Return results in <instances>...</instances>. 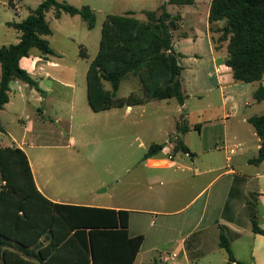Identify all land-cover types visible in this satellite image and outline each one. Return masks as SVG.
I'll list each match as a JSON object with an SVG mask.
<instances>
[{"label":"crops","instance_id":"crops-1","mask_svg":"<svg viewBox=\"0 0 264 264\" xmlns=\"http://www.w3.org/2000/svg\"><path fill=\"white\" fill-rule=\"evenodd\" d=\"M58 1L66 2L67 0ZM28 2V0L2 2L5 8L0 9V31L7 28L8 33L11 30H14V33L6 35L7 38H11V42H2L0 47L20 42V31L10 24L22 22L32 10L42 3L41 0H31L32 4L29 3L30 6L27 7L24 15V8L27 6L24 3ZM162 2L163 5L168 0H162ZM211 2L212 0H197L194 5L180 7L167 5V10L169 7L180 8L178 14L182 17L180 28L173 32V47L178 55L179 65L183 68L182 87L187 97L183 105L177 101V114L172 116H174L173 119L177 127L181 117L184 116L187 120L191 113L188 106L190 99L210 96L217 89L222 95L220 106L223 112L222 139L213 149L206 148L203 142L198 146H191L188 142V135L191 133L190 127L186 133L179 135L190 151L182 153L186 158H190L192 165L200 164V169L197 167L192 169L187 165L181 166L176 161V157L181 151L174 150L175 147L170 141L171 136L161 143L166 145L162 151L149 159H144V163L150 168L148 180L156 185L153 196L156 204L161 208L159 211L105 204V200L99 197V194L104 190L95 192L89 188L64 187L55 179L57 178L55 175L61 174L63 169L47 167L46 160L42 162L38 156L31 160L26 152V146L30 149L40 147L38 142L42 136L46 135H51L56 141L58 140L56 145H62L66 141L74 145L76 139L73 128L76 118L79 121L86 118L99 120L100 116H103L106 121L110 122L114 116V110H119V108H115L97 113L92 110L89 104L87 73L95 58L85 70L86 87L81 88L77 80V64H66L65 55L54 48L52 49L56 55L48 56L33 49L30 56L22 58L19 64L38 83L41 91H37L21 80H14L10 83V101L3 110H0V142L7 143L6 138H8L11 140V147L21 148L26 153L36 187L48 201L61 205L130 212L129 235L144 237L134 264H226L228 254L220 246L222 229L230 240L233 255L237 260L246 264H264V236L254 233L252 229L253 220H255L258 226L264 230V161L258 165L250 163L251 160L258 157L261 140L253 125L248 121L252 116L264 115V100L257 102L253 98V92L260 86L264 87V78L260 82L240 83L234 80L231 69H225L227 43L223 42L220 47L217 41L218 33L210 30L211 25L208 22V17ZM201 8L204 10L202 11ZM11 12H14V15H11ZM202 13H204V28L200 30L195 27L196 21L193 18L195 19L197 14L201 15ZM48 14L49 12L46 14V20ZM131 15L135 17L133 14ZM67 16L70 15L63 13L58 20L67 18ZM76 17L78 16H70L71 20H75ZM187 17L191 18L190 32L186 31V28L189 27V25L186 27ZM223 25L224 22H219L212 27L216 29ZM48 37H46L47 40ZM218 69H222V71L218 72ZM131 78H135L139 89L129 88L132 90L130 94H142L139 77L129 75L122 83H128L126 81ZM104 85L107 90H111L110 83L104 82ZM150 102L123 109L127 115H130L136 107L145 110V106ZM32 103H35L36 106ZM254 106L263 107L253 110ZM29 107L35 108L36 111H32L30 114L27 109ZM214 109L213 103L208 102L205 108L200 109L199 112H213ZM5 114L10 115L11 118L3 117ZM42 116L51 117V121L54 123H42L40 119ZM170 116L168 115L167 119H170ZM15 120L18 125L15 124ZM209 121L210 125L214 124V121ZM195 127L197 128L198 125ZM171 134L177 135V129H174ZM235 146H239V148L231 153L230 150ZM221 150L225 153V165L218 166L215 162L216 154ZM185 171L193 172L194 177L197 178H180L181 175L186 174ZM217 181H221L220 187L210 197L198 204V201L205 195L203 193ZM102 185L96 186L95 189L101 188ZM199 185L202 187L197 192L196 187ZM142 214L157 215L156 223L151 222L152 227L158 225L154 232L149 234L143 230V225L140 226ZM42 241L44 245L49 242L46 238H43ZM239 245V252H237L235 246ZM63 260V255L56 257L57 264H62ZM32 261L40 264L37 260ZM0 264H3L2 258Z\"/></svg>","mask_w":264,"mask_h":264},{"label":"trees","instance_id":"trees-1","mask_svg":"<svg viewBox=\"0 0 264 264\" xmlns=\"http://www.w3.org/2000/svg\"><path fill=\"white\" fill-rule=\"evenodd\" d=\"M20 23L10 24L21 33L20 42L0 47V110L10 101V83L21 80L37 91L38 83L21 68L19 62L33 49L56 55L47 36L52 29L46 14L54 10L55 18L63 13L80 16L89 30L97 16L90 6L76 7L58 0H41ZM197 0H168L158 11L146 12V21L129 15H108L102 25L100 48L87 73V94L94 112L144 105L152 100L187 99L182 87L183 68L173 47V32L180 28L182 17L172 15L167 5H194ZM160 12V14H159ZM208 22L219 33L218 42L227 43L226 65L236 82L250 84L264 78V0H212ZM224 22L221 28L212 27ZM80 54L86 57L81 46ZM139 77L142 94L118 97L121 83L129 76ZM104 82L111 85L105 88ZM257 102L264 100V87L253 92ZM182 120V122H180ZM177 123L175 151L189 153L179 137L189 130L182 116ZM261 140L258 157L250 163L264 161V115L252 116ZM1 129V127H0ZM165 144H153L144 159L157 155ZM0 257L3 264H134L143 244L142 235H129L127 210L54 204L38 191L29 159L18 147H0ZM253 232L264 230L253 220ZM48 244L44 245L42 239ZM220 246L228 254L226 264H246L237 260L224 233Z\"/></svg>","mask_w":264,"mask_h":264},{"label":"rangeland","instance_id":"rangeland-1","mask_svg":"<svg viewBox=\"0 0 264 264\" xmlns=\"http://www.w3.org/2000/svg\"><path fill=\"white\" fill-rule=\"evenodd\" d=\"M3 1L6 0H0V9L5 8L2 5ZM28 1V3H24L27 5L24 6V15L27 7L30 6L29 3L32 4L31 0ZM66 2L76 7L90 6L97 16L96 27L93 30L87 28L86 22L80 16L76 17L75 20H71L70 16L58 20L54 17L53 9L49 11L47 16V21L53 29V34L48 37L50 46L65 55L66 64H77V80L81 88L86 87L85 70L98 53L102 25L106 17L108 15L133 14L137 19L144 21L146 19L145 12L157 11L163 3L162 0H67ZM179 9L178 7H169L168 11L176 15ZM11 15H14V12H11ZM203 17L204 13L197 14V17L193 18L196 21L194 23L196 24L195 27L200 30L204 28ZM186 20V27L189 25L186 31L190 32L191 18L187 17ZM6 29L0 31V43L11 42V38H7L6 35L14 33V30L8 33ZM219 35L218 33V38ZM218 44L221 47L223 42ZM81 46L86 50V57L80 56ZM126 82L128 83H122L117 93L120 98L127 97L130 94L132 90H129V88L139 89L135 78H131ZM208 102L213 103L215 107L213 112H199L200 109L205 108ZM221 103L222 95L217 89L210 96L195 97L188 101L191 111L187 119V123L191 128L188 142L191 146H198L201 142L204 143L206 148L215 149V146H218L219 141L222 139L223 130ZM32 105L36 106L35 103H32ZM261 107L263 106H254L253 110H259ZM27 109L30 114L32 111H36L33 107ZM177 109L178 102L176 99L152 100L145 106V110L136 107L130 115H127L123 108L114 110V116L110 119V122L106 121L103 116H100L99 120L86 118L79 121L76 118L73 128L76 139L74 145H71L69 141L62 145H56L59 141H56L51 135H46L42 136L38 142L41 145L40 147L30 149L26 146V152L31 160L38 156L42 162L46 160L47 167L63 169L61 174L55 175L57 177L55 179L64 187L89 188L95 190V192L104 190L99 194V197L105 200V204L159 211L161 208L156 204L153 196L156 185L148 180L150 168L144 163V157L151 145L164 143L170 138L169 136H171L170 141L175 147L178 134L172 135L171 133L174 129H177L173 119L177 114ZM170 112H173V114H170ZM168 115H171L172 119H167ZM3 117L11 118L8 114L3 115ZM40 119L42 123H54L51 121L52 118L48 116H42ZM209 120L214 121V124L210 125ZM17 123L15 120V124ZM195 125H198V127L196 128ZM6 141L8 142H0V147H11V140L6 138ZM216 158L215 162L218 166L225 165L223 150L217 152ZM176 161L181 166L187 165L192 169L196 167L200 169V164L192 165L190 158H186L182 151L177 155ZM185 172L186 174L181 175L180 178H197L194 177L193 172ZM100 184H103L102 187L95 189ZM0 185H2L1 178ZM220 185L221 181L215 182L203 193L205 195L198 201V204L210 197ZM201 187L202 185L197 186L196 191L199 192ZM151 195L152 197H150ZM140 217H143L140 226L143 225L145 232L150 234L157 229L158 225L152 227L151 224L152 221H154V224L156 223L157 215L142 214ZM238 247L240 245L235 246L237 252H239Z\"/></svg>","mask_w":264,"mask_h":264},{"label":"built area","instance_id":"built-area-1","mask_svg":"<svg viewBox=\"0 0 264 264\" xmlns=\"http://www.w3.org/2000/svg\"><path fill=\"white\" fill-rule=\"evenodd\" d=\"M223 69V68H222ZM222 69H218V72L222 71ZM226 70H230V67H228L227 65L225 66ZM239 148V146H235L233 147L230 151L231 153H234L237 149Z\"/></svg>","mask_w":264,"mask_h":264}]
</instances>
